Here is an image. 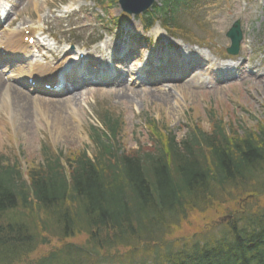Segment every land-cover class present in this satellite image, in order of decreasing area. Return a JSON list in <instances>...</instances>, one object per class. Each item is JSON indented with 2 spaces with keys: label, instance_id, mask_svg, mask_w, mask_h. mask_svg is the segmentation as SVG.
Instances as JSON below:
<instances>
[{
  "label": "trees",
  "instance_id": "16d2710c",
  "mask_svg": "<svg viewBox=\"0 0 264 264\" xmlns=\"http://www.w3.org/2000/svg\"><path fill=\"white\" fill-rule=\"evenodd\" d=\"M193 1L161 0L144 22L188 35L176 18ZM100 126H89L92 157L42 146L26 180L0 153V264H264L263 126L234 131L212 116L210 131L194 126L177 141L151 122L152 147L133 153L120 152L117 119ZM235 199L233 219L178 237L188 219Z\"/></svg>",
  "mask_w": 264,
  "mask_h": 264
},
{
  "label": "rangeland",
  "instance_id": "374dc122",
  "mask_svg": "<svg viewBox=\"0 0 264 264\" xmlns=\"http://www.w3.org/2000/svg\"><path fill=\"white\" fill-rule=\"evenodd\" d=\"M18 1L11 0V6L14 8H11V24L3 31L1 40L23 26L33 25L40 35L42 33L41 38L37 36L35 39L36 46L57 51L55 57L48 56V62L52 64L61 61L68 49L72 53L82 50L90 56L85 66L88 71L93 68L91 63H95L97 53L94 50L98 41L99 45L107 40L115 42L121 48L124 45L131 47L135 44L136 47L133 48L137 52L129 50L127 54L119 55H124L121 60L119 59L120 62L111 60L109 53L105 54L106 60L114 66L112 69L117 75L115 81L125 75L124 78L129 82L135 77L129 74L130 71L142 67L143 64L154 63L157 46H161L159 49L165 47L170 49L167 46L170 39L159 26L153 28L158 35L152 32L147 35L143 33L135 17L121 22L117 19L120 26L110 22L108 20L110 16L117 18L120 15L116 5L104 9L96 4L95 0ZM209 3L216 5L207 7ZM68 8L71 9L69 13L65 12ZM237 19L240 20L243 32L242 48L237 56L230 57L232 60L224 61L226 55L223 51L229 46L225 33ZM196 20L198 26L193 19L185 21L193 32L194 41L187 43L190 45L178 43V51L181 54L191 53L195 57L194 64L200 65L191 79H187L191 80L187 86L177 87L165 83L161 87H140L126 83L111 92H101L103 91L101 86L99 87L101 91L94 89L88 91L89 88H95L89 86L85 90H76L75 92L79 93L77 97L65 96L56 99L30 93L27 89L17 86L15 82L16 85L6 81L7 76L0 72V153L10 159L16 157L19 166L29 170L41 163L42 146H50L46 147L50 153L61 152L63 158L80 151H85L92 157L95 146L91 140L89 141V126L98 128L100 118L105 114L117 119L121 124L117 143L122 153H133L152 147L153 137L152 135L149 137L150 133H146L143 125L149 119H153L158 128L168 130L177 140L183 138L194 126L206 132L210 131L212 116L219 118L226 125L235 126L234 131L237 128L254 130L258 125L264 127V33L261 31L264 3L262 0H209L203 4L201 10L196 11ZM123 27L126 30H123ZM120 31L130 37H150L154 43L145 48L135 41L118 42L115 38ZM43 47L41 52L45 53ZM115 56L117 55L114 54L113 57ZM207 59L210 61L209 66L206 65ZM224 63H231L229 64L231 66L239 64L238 68H229L239 72L237 74L240 75L239 80L234 82L219 80L208 70V68L218 70ZM219 74L223 75V71ZM163 87L166 88L165 93L159 92ZM77 88L81 89V86ZM12 89L25 93L30 101L52 100L57 102L58 106L52 111L45 110L44 115L40 109L26 101L23 104L25 109L23 118H16L13 106L9 109L2 108L4 94H10ZM107 89H110V86ZM56 116H59L58 122L64 123L65 128L69 130L62 138L55 135L51 127L57 120ZM247 198L248 196H244L239 200ZM237 202L235 199L216 204L220 206L215 208L216 217L228 215L226 211L232 210V207L239 212L241 208L237 209ZM263 203L264 201L260 205ZM249 205L252 203L249 202ZM215 212L207 211L188 219L178 232V237L188 239L200 229L206 231L213 227L214 224L211 222L218 219L215 215L212 216ZM85 239L86 237L81 235L69 242L82 245ZM37 251V255L41 256L48 249L40 248Z\"/></svg>",
  "mask_w": 264,
  "mask_h": 264
},
{
  "label": "bare ground",
  "instance_id": "6f19581e",
  "mask_svg": "<svg viewBox=\"0 0 264 264\" xmlns=\"http://www.w3.org/2000/svg\"><path fill=\"white\" fill-rule=\"evenodd\" d=\"M26 30L29 31L30 34H34L36 35L38 30L33 27V26H28L26 28ZM23 31L21 29H17L15 33L11 32L9 35H7V37L3 40V43H0V46H2V50L3 53L8 55V57H13V56H18V57H31L30 55V47H26L25 45L22 44V39H23ZM104 49L106 51H104V53L110 52L107 51L109 49H113L108 42L104 43ZM116 49V48H115ZM97 54H99L100 56L103 55L105 60V56L103 53V50H96ZM57 53L56 49L55 50H49V54H51L52 56H54ZM82 52H76V57L81 54ZM68 54V53H66ZM90 57H88L89 59ZM87 59V57H86ZM85 59V60H86ZM79 59H74V61L72 62V59L69 57H65L63 58L61 61L57 62L54 65L51 64H42V63H28L25 67L22 68H18L15 69L16 73L18 75V77H24V78H28V79H32L35 82L39 83V84H45V83H56V75L57 73L64 71L66 72L67 70L66 65L69 64V66L74 65L76 62H78ZM80 63V62H79ZM239 64L236 65V67H238ZM25 68V69H24ZM65 69V70H64ZM73 71V75L77 76L79 74L80 71H77L74 67L72 68ZM193 74V73H192ZM165 90H163L162 92H164ZM125 94V93H123ZM5 98L2 100V108L4 109H9L13 106V108L15 109V113H14V117L18 118V117H22L23 118V114L25 113V109H24V103L26 101H29V104L31 103L35 108H38L42 111V113H45V110H49L52 111L53 108H55L56 106H58L57 102H54L52 100L50 101H44V100H40V99H36L34 101H30L28 100L29 98L27 97V95L25 93L20 92L19 90H14L12 89V92L8 95L4 94ZM70 98H74L77 97L74 94H69ZM68 98V99H70ZM34 103V104H33ZM28 104V103H27ZM51 107V108H50ZM44 111V112H43ZM45 115V114H44ZM58 118L59 116H56V121L54 123H50L52 129L55 132V135H58L60 138H62L69 130L65 128V124L64 123H59L58 122Z\"/></svg>",
  "mask_w": 264,
  "mask_h": 264
},
{
  "label": "water",
  "instance_id": "95a60500",
  "mask_svg": "<svg viewBox=\"0 0 264 264\" xmlns=\"http://www.w3.org/2000/svg\"><path fill=\"white\" fill-rule=\"evenodd\" d=\"M153 0H119V4L122 10L129 14H138L146 10ZM229 38L231 46L227 50L228 54L235 55L239 48V43L241 41V32L239 28V22H235L229 32L226 34Z\"/></svg>",
  "mask_w": 264,
  "mask_h": 264
}]
</instances>
